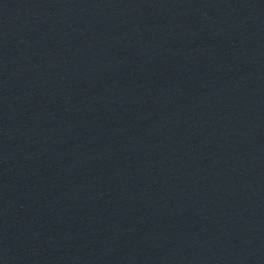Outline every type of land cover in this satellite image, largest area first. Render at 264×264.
Wrapping results in <instances>:
<instances>
[{"label":"water","instance_id":"water-1","mask_svg":"<svg viewBox=\"0 0 264 264\" xmlns=\"http://www.w3.org/2000/svg\"><path fill=\"white\" fill-rule=\"evenodd\" d=\"M0 264H264V0H0Z\"/></svg>","mask_w":264,"mask_h":264}]
</instances>
